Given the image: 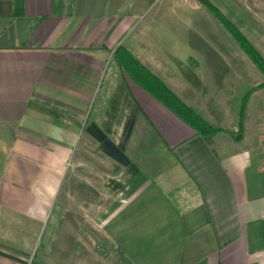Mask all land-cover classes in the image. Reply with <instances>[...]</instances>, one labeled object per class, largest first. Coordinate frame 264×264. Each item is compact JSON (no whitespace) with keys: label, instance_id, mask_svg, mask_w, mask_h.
Here are the masks:
<instances>
[{"label":"crops","instance_id":"1","mask_svg":"<svg viewBox=\"0 0 264 264\" xmlns=\"http://www.w3.org/2000/svg\"><path fill=\"white\" fill-rule=\"evenodd\" d=\"M188 1L0 0V264H264V115L235 139L152 50ZM135 60L221 131L195 134Z\"/></svg>","mask_w":264,"mask_h":264},{"label":"rangeland","instance_id":"2","mask_svg":"<svg viewBox=\"0 0 264 264\" xmlns=\"http://www.w3.org/2000/svg\"><path fill=\"white\" fill-rule=\"evenodd\" d=\"M207 1L210 4L189 0L184 5L187 15L172 11L166 20H159L152 50L165 65L171 62L168 55H176L192 72L190 76L165 72V83L182 87L180 95L199 106L202 113L209 102H215L224 126L239 130L245 119L264 115V88H259L264 75L254 60L257 55L241 45L233 30H238L264 61V0ZM246 7L254 9L259 21H253ZM92 159L99 162L96 154Z\"/></svg>","mask_w":264,"mask_h":264},{"label":"trees","instance_id":"3","mask_svg":"<svg viewBox=\"0 0 264 264\" xmlns=\"http://www.w3.org/2000/svg\"><path fill=\"white\" fill-rule=\"evenodd\" d=\"M200 1L208 2L207 0ZM222 18L225 20L224 16H222ZM233 33L238 37L241 45L246 50H248V52L257 55L256 57H254V60L259 66L262 74L264 75L263 59L258 55L257 51L249 45V43L245 38H243L238 30L234 29ZM137 66L141 70V73L133 74L131 75V77L141 87L151 92L154 97H156L169 110H171L176 116H178L183 122H185V124H187L191 128V130L195 132V134H198L205 138L206 141H209L214 134L221 131L219 128L209 124L193 108L186 106L172 91H170L166 87V85L160 79L149 73L140 63L137 62ZM259 88H264V82L259 86ZM242 129L243 128L241 122V128L234 134L235 139H240V137L242 136Z\"/></svg>","mask_w":264,"mask_h":264}]
</instances>
